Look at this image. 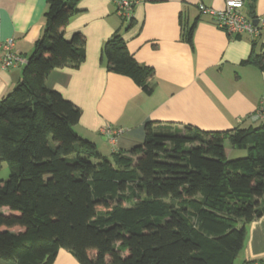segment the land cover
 <instances>
[{
	"label": "trees",
	"instance_id": "obj_1",
	"mask_svg": "<svg viewBox=\"0 0 264 264\" xmlns=\"http://www.w3.org/2000/svg\"><path fill=\"white\" fill-rule=\"evenodd\" d=\"M79 2L47 0L22 77L0 98V168L9 171L0 179V258L53 264L66 249L79 264H234L248 225L264 216V117L225 131L147 120L142 144L103 154L75 130L82 109L47 85L52 71L86 59L85 36L66 37ZM102 54L109 71L151 94L154 69L119 31ZM243 63L263 70L264 52ZM227 140L247 154L228 159Z\"/></svg>",
	"mask_w": 264,
	"mask_h": 264
},
{
	"label": "crops",
	"instance_id": "obj_2",
	"mask_svg": "<svg viewBox=\"0 0 264 264\" xmlns=\"http://www.w3.org/2000/svg\"><path fill=\"white\" fill-rule=\"evenodd\" d=\"M130 1L133 26L127 29L129 21L118 12L117 0H80L66 37L76 32L85 36L86 59L77 69L59 68L48 76V87L82 109L75 126L82 138L110 155L142 144L147 120L191 124L207 131L256 122L252 116L264 98V69L243 60L253 51L264 52V0H256L254 12L250 1L244 7L261 23L256 36L231 35L199 10L200 4L222 9L225 0ZM46 9L47 0H0V43L14 38V51L27 59L45 28ZM116 31L135 59L154 69L151 94L132 78L108 70L102 46ZM22 71L23 65L3 68L0 63V98L16 86ZM106 128L123 132L112 140ZM3 176L0 173V179ZM241 253L243 264L252 260L264 264V216L248 225ZM0 264L16 262L0 258ZM53 264L79 262L61 249Z\"/></svg>",
	"mask_w": 264,
	"mask_h": 264
},
{
	"label": "built area",
	"instance_id": "obj_3",
	"mask_svg": "<svg viewBox=\"0 0 264 264\" xmlns=\"http://www.w3.org/2000/svg\"><path fill=\"white\" fill-rule=\"evenodd\" d=\"M118 12L124 18H131L133 3L130 0H117ZM245 0H225L222 9H215L205 4L199 5V10L214 18L215 23L224 28L231 35L250 34L252 36L259 35L261 23H253V19L248 17L245 9ZM27 62V59L14 51V38H9L0 43V63L3 68L20 66ZM258 120L264 117V98L259 109L252 116ZM105 133L114 137L123 132L122 128L111 129L106 128ZM249 264H263L259 260H252Z\"/></svg>",
	"mask_w": 264,
	"mask_h": 264
},
{
	"label": "rangeland",
	"instance_id": "obj_4",
	"mask_svg": "<svg viewBox=\"0 0 264 264\" xmlns=\"http://www.w3.org/2000/svg\"><path fill=\"white\" fill-rule=\"evenodd\" d=\"M225 150H226L228 159L244 157L247 154L246 149L235 147L233 144H231V142L229 140H227L225 142ZM0 173L4 175L3 176L4 179H6L8 177L9 171H8V168H7L6 164H4V169H3V171H0ZM242 256H243V254L241 253L239 255V257L236 259L235 264H243Z\"/></svg>",
	"mask_w": 264,
	"mask_h": 264
},
{
	"label": "water",
	"instance_id": "obj_5",
	"mask_svg": "<svg viewBox=\"0 0 264 264\" xmlns=\"http://www.w3.org/2000/svg\"><path fill=\"white\" fill-rule=\"evenodd\" d=\"M253 23L256 25V24H258L259 23V19H254L253 20ZM26 66V63L25 64H23V67H25Z\"/></svg>",
	"mask_w": 264,
	"mask_h": 264
}]
</instances>
